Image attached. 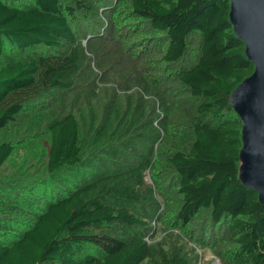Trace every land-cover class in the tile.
Returning <instances> with one entry per match:
<instances>
[{
	"label": "trees",
	"instance_id": "obj_1",
	"mask_svg": "<svg viewBox=\"0 0 264 264\" xmlns=\"http://www.w3.org/2000/svg\"><path fill=\"white\" fill-rule=\"evenodd\" d=\"M128 1L134 29L149 32L135 46L163 48L159 72L151 78L145 64L120 69L108 95L97 86L98 98L50 120L46 163L24 177L38 202L0 193V264H195L199 255L189 238H200L205 251L219 231L228 243L222 264H264V205L239 179L243 123L230 101L255 66L230 21V1ZM91 6L90 0H0V131L47 93L75 90L88 65H81L83 49L75 44L76 21ZM39 45L49 51L27 53ZM166 80L181 88L164 87ZM109 130L124 135L128 150L138 139L148 142L150 153L136 148L137 159L128 163L120 146L112 148L116 138L105 139ZM14 144L0 141V181ZM98 158L114 166L101 171ZM61 171L82 178L61 185L56 198L52 181ZM161 176L170 180L175 201L174 246L156 241L155 228L165 227L153 228L139 209L146 193L162 200Z\"/></svg>",
	"mask_w": 264,
	"mask_h": 264
},
{
	"label": "rangeland",
	"instance_id": "obj_2",
	"mask_svg": "<svg viewBox=\"0 0 264 264\" xmlns=\"http://www.w3.org/2000/svg\"><path fill=\"white\" fill-rule=\"evenodd\" d=\"M30 1V0H26ZM92 8L84 13V16L77 18L76 28L77 36L75 44L79 45L83 49V58L81 65L88 64L84 71V74L77 78V85L75 90L72 91H51L47 93L37 105L31 106L28 110L21 112L14 123L8 130L0 131V141L10 139L14 141L15 150L8 162L6 168L4 167L1 173L0 181V193L5 197H12L16 193H22V198H26L28 203L38 202L36 197H30L27 189L30 188L32 183L27 182L25 178H33V173L29 171L30 167L39 165L40 168L46 163V160L50 151V133L48 129V123L53 118L60 114L68 112L70 110H77L81 107L83 101L85 102L98 98L100 91L97 92V86L103 89L101 96L108 95L111 90L114 81L118 78L115 74L120 69L124 71L143 66L145 64L146 69L150 71L151 76L153 73L159 72L158 65H160V58L163 53V48L158 46L149 45V47L143 48L135 46V41L139 37L147 36L149 32L144 28L140 32H137L131 21L136 20L128 18L126 11H128V0H90ZM75 23V22H74ZM49 51V47L46 46H33L27 51L28 54H39L40 52ZM16 52V51H15ZM141 56V59L138 57ZM195 58V57H194ZM193 56L188 54V59L193 61ZM84 64V65H83ZM173 72L169 75L172 76ZM134 75V74H133ZM154 78V77H151ZM121 79V78H120ZM157 79V78H156ZM158 80V79H157ZM128 82L124 81L122 85H116L117 87H124ZM115 85V84H114ZM164 87L180 89V85L176 81L166 80ZM128 93L122 90L121 97L125 98ZM178 108V107H177ZM176 108V112L178 109ZM181 113V110L179 111ZM161 114V113H160ZM163 115V114H162ZM160 115L159 118L162 117ZM88 119H90L88 117ZM153 120V119H152ZM112 133L108 131L105 139L111 137L116 138L115 144H112V148L116 149V144L120 146L121 151L126 155H129L128 163H133L137 158L134 149L140 148L148 156L149 144L148 142L138 139L135 143V148L128 150L125 145L122 144L124 135L120 133ZM136 138V135L134 136ZM93 139V138H92ZM99 141H95L94 145L96 149L102 150V146L97 145ZM143 142V143H142ZM93 144V142H92ZM156 147V145L154 146ZM113 160V156H110ZM101 162L100 170L111 169L114 165L108 159L98 158ZM82 178L80 172H59L56 179H53L52 184L55 188L54 193L57 197L62 195L61 185L68 182L70 179ZM66 177H70L66 180ZM162 177V176H161ZM145 179L148 182H154L153 177L147 170ZM170 181V180H169ZM169 181L158 180L161 184L162 200H156L155 191L152 193H146V199L139 209L143 217L150 221L153 228L156 225H162L165 228H155L156 241L170 242L171 245H175V241L179 236L176 233V225L174 219L173 210L170 211V206H174L173 191L169 190ZM165 182V183H164ZM13 184L14 189H10L8 186ZM41 184L37 185L40 186ZM51 191H49L50 193ZM4 197V196H3ZM154 198V199H153ZM209 218L210 214L206 211L204 213ZM202 216L198 217V221ZM153 234V235H154ZM220 237L213 238V246L203 251L200 246V238L190 237L191 245L197 250L199 258L195 259V264L207 263V264H222L219 259L222 255L224 248L228 246V243H223L221 239L223 234L218 232ZM183 238V235H180Z\"/></svg>",
	"mask_w": 264,
	"mask_h": 264
},
{
	"label": "water",
	"instance_id": "obj_3",
	"mask_svg": "<svg viewBox=\"0 0 264 264\" xmlns=\"http://www.w3.org/2000/svg\"><path fill=\"white\" fill-rule=\"evenodd\" d=\"M230 21L254 71L230 95L242 120L239 179L264 205V0H229Z\"/></svg>",
	"mask_w": 264,
	"mask_h": 264
}]
</instances>
